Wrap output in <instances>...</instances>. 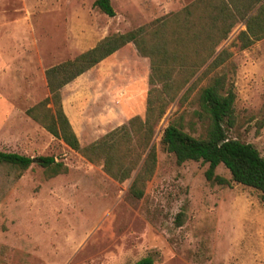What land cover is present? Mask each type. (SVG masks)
Here are the masks:
<instances>
[{
	"label": "rangeland",
	"instance_id": "374dc122",
	"mask_svg": "<svg viewBox=\"0 0 264 264\" xmlns=\"http://www.w3.org/2000/svg\"><path fill=\"white\" fill-rule=\"evenodd\" d=\"M110 1L113 18L95 0H0V151L52 156L68 168L50 177L37 164L25 171L0 164V264H135L145 257L154 264H264L261 193L233 182L222 165L215 173L230 183L211 182L208 164H178L161 145L174 123L206 137L200 92L225 73L236 94V124L227 136L264 157V39L242 49L243 23L216 49L231 54L225 63L206 78L205 65L155 124L157 164L141 199L129 191L137 172L116 181L27 114L50 96L49 68L107 36L167 20L195 0ZM151 63L129 44L61 90L82 147L145 118L150 93L161 88L151 83Z\"/></svg>",
	"mask_w": 264,
	"mask_h": 264
},
{
	"label": "trees",
	"instance_id": "16d2710c",
	"mask_svg": "<svg viewBox=\"0 0 264 264\" xmlns=\"http://www.w3.org/2000/svg\"><path fill=\"white\" fill-rule=\"evenodd\" d=\"M94 5L108 17H115L110 0H95ZM238 23L246 26V31L239 37L242 49L263 40L264 0H195L167 20L107 36L75 59L49 68L46 77L50 96L29 109L27 114L87 161L102 166L103 171L116 181L124 182L137 172L129 191L134 198L141 199L157 164L152 144L155 124L164 115L167 105L205 65L209 63L204 78L231 56L226 50L217 53L216 49ZM129 44L134 45L141 56L151 59V83L160 85V91H153L157 95L150 93L144 119L135 117L127 125L82 147L64 112L61 90ZM155 97L160 103L159 108H156ZM235 102L234 85L228 76L225 73L212 76L199 96V116L209 122L206 137L195 138L174 123L164 130L161 145L175 156L178 164L187 161L208 164L207 179L220 185L230 183L215 173L219 166H224L233 182L259 191L264 201V157L252 144L229 139L226 133V128L236 124ZM0 164L22 171L37 164L50 177L68 171L63 162L52 156L32 158L4 151H0ZM135 264H154V260L145 257Z\"/></svg>",
	"mask_w": 264,
	"mask_h": 264
}]
</instances>
